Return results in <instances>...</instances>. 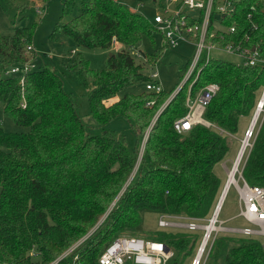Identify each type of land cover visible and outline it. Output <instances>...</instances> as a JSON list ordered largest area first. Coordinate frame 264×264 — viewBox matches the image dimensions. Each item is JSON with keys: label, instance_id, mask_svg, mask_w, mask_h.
I'll list each match as a JSON object with an SVG mask.
<instances>
[{"label": "trees", "instance_id": "1", "mask_svg": "<svg viewBox=\"0 0 264 264\" xmlns=\"http://www.w3.org/2000/svg\"><path fill=\"white\" fill-rule=\"evenodd\" d=\"M18 1L33 2L0 0L5 10L23 12L26 4ZM61 3L53 37L71 38L84 49H121L103 70L91 68L81 55L74 65L65 64L87 91L94 123L86 124L56 69L44 65L23 79L5 77L12 67L36 59L34 51L26 54L36 27L16 28L10 38L0 31V109L29 128L9 133L0 125V264H99L115 239L138 235L143 210L208 221L223 193L214 169L227 156L232 138L200 124L178 133L175 123L189 113L188 99L217 84L203 119L234 136L264 90V0H239L236 15L227 18L237 32L212 40L255 48L263 64L203 60L196 82L191 85L194 77L186 81L170 101L174 92L165 90L117 96L151 81L129 48L144 36L153 40L156 24L117 0ZM162 53L145 54L147 63ZM116 120L132 127L134 150L125 133L109 129ZM262 125L244 173L252 186L264 185ZM148 239L172 249L169 264H183L198 243L181 231L156 232ZM207 264H264V248L254 238L219 235Z\"/></svg>", "mask_w": 264, "mask_h": 264}, {"label": "built area", "instance_id": "2", "mask_svg": "<svg viewBox=\"0 0 264 264\" xmlns=\"http://www.w3.org/2000/svg\"><path fill=\"white\" fill-rule=\"evenodd\" d=\"M161 1L158 4L164 15H157L154 23L157 26V30L163 34L164 44L172 49L177 48L181 43L191 44L196 47L194 57L186 73V81L195 75L198 65L203 60L209 62L212 59V51L234 54L242 58L243 62L241 65L244 66L263 64V60L255 48L251 49L234 41L226 45L212 42V40L218 37L224 39L225 34L237 32L238 27L236 23L228 24L227 18L236 15L239 0ZM36 13L43 15L45 12L36 7ZM248 17L250 18L251 16ZM33 51L34 47L28 46L26 54L29 55ZM35 70L36 67L33 66V63L28 61L20 66L12 67L8 70L7 75H21L23 79L25 75ZM198 75L199 73H196V79ZM157 76V73H155L151 77V81L146 85L147 91L160 93L164 90L160 84L152 79ZM180 88L181 86L176 90L175 94ZM218 91L219 86L217 84H210L201 90L197 98L194 100L188 99L189 113L175 123V129L178 133L189 132L193 126L200 124L208 128L218 129L221 135L233 137L203 119L206 107ZM262 96H264V90ZM256 124H252L245 133L237 158L233 163L231 171H229V181L230 173L232 172L234 173V181L232 184H229L228 181V189L226 188L227 191L224 193L216 216L213 214L211 219L204 221L187 216L162 214L159 220V227L162 229L171 228L188 232H203L200 242L196 245L197 248L192 257L191 264H207L216 238L220 233L264 240V185L252 186L244 176L247 161L258 136V133H255ZM246 155L245 166H242ZM231 187H234L239 196L238 217L244 219L250 227L241 229L225 228L223 226L224 223L219 220L221 209ZM200 223H204V225H199ZM167 248L169 247L162 242L122 235L104 250L99 258V264H169L175 257V254L172 249L169 248L167 250Z\"/></svg>", "mask_w": 264, "mask_h": 264}, {"label": "rangeland", "instance_id": "3", "mask_svg": "<svg viewBox=\"0 0 264 264\" xmlns=\"http://www.w3.org/2000/svg\"><path fill=\"white\" fill-rule=\"evenodd\" d=\"M61 1L62 0H33V2L18 1V5L26 4L23 12L14 7H7L5 10L0 2V31L3 35L10 38L13 36L16 28H28L31 26L36 27L35 34L33 36V44L31 43V45L34 46V54L36 55V59L32 62L33 66H35L37 70L42 68L44 65H48L56 69L59 76L64 81L66 92L74 96L80 117L86 124H92L94 123V118L91 115L87 91L80 86L70 69L65 67V64L69 63L74 65L78 56L81 55L85 60H87L91 68L95 70H103L108 66L111 55L116 54L121 49V46H113V48L109 50L84 49L78 46L71 38L61 35L53 37V30L60 21L62 13ZM117 1L128 6L131 10L143 14L154 25L155 17L157 15H164L158 4L159 2L156 3L154 0ZM36 7H39L45 13L43 15L37 14L35 12ZM155 27L157 26L155 25ZM159 49H163L162 55L154 63H147L145 54L153 53L155 50ZM129 50L132 56L136 59L137 64L144 66V76L151 79V77L157 73L158 76L152 79L156 83L160 84L166 92H174L175 94L176 90L186 81V73L189 67L187 69L185 67L187 64H191L196 47L187 43H181L175 49L167 47L164 44L163 34L155 30L153 40H151L148 36H144L142 41L137 46L129 48ZM211 56L216 60H223L237 65H241L243 62L242 58L234 54L220 51H212ZM30 58H32V55ZM196 72L199 73L197 69ZM196 72L193 76L194 79H191L192 77L190 78L192 80L191 85L197 80ZM7 76L10 75L5 74V77ZM146 85L147 83L145 82H139L134 86L121 91L117 96L122 98L127 92H143L146 90ZM174 94L169 98V101L173 98ZM255 111L256 110L252 111L249 116L241 118L239 130L236 134H234L229 142L230 150L227 156L214 169L215 174L221 179L222 192L224 191L226 185H228L229 171H231L233 163L237 158L246 130H248L252 125ZM262 124H264V113H262L260 120L256 125V134L260 133L262 128L261 126H263ZM0 125L9 133H23L29 131V128L17 125L11 117L4 113L2 109H0ZM109 129L116 130L119 133H125L129 149H135V137L132 127L128 122L125 120H116L109 126ZM99 133H102V131H99ZM246 160L247 155L244 158L242 166L246 163ZM238 215L239 196L234 187H231L221 209L219 220L224 223L223 226L225 228L241 229L250 227V225L244 219L238 217ZM161 216L162 214L160 212L143 210L141 213L143 223L139 229L138 235L135 236L148 239V237H151L156 232L164 231L176 233L181 231L191 234L193 237L198 239V243L200 242L203 236L202 231L188 232L185 230L182 231L171 228H160L159 220ZM199 225H204V223H200ZM219 235L222 238H226L228 236V234L225 233H220ZM257 240L261 241L264 246V240ZM196 248L190 257L182 260L183 264H191Z\"/></svg>", "mask_w": 264, "mask_h": 264}, {"label": "bare ground", "instance_id": "4", "mask_svg": "<svg viewBox=\"0 0 264 264\" xmlns=\"http://www.w3.org/2000/svg\"><path fill=\"white\" fill-rule=\"evenodd\" d=\"M260 106L259 108L257 109V112H256V115H255V118H254V121L252 124H256L258 123L263 111H264V96L261 97L260 101ZM255 122V123H254ZM257 125V124H256ZM234 181V173H230V181H229V184H232ZM228 189V188H227ZM227 191V190H226Z\"/></svg>", "mask_w": 264, "mask_h": 264}, {"label": "water", "instance_id": "5", "mask_svg": "<svg viewBox=\"0 0 264 264\" xmlns=\"http://www.w3.org/2000/svg\"><path fill=\"white\" fill-rule=\"evenodd\" d=\"M259 106H260V103H259V105H258L257 108H256V111H255V114H254V117H253V121H254V118H255V115H256V112H257V109L259 108ZM252 123H253V122H252ZM227 186H228V185H226V187H225V189H224V191H223V194H222L221 199H220V201H219V203H218V205H217V208H216V211H215V213H214V216H216V214H217V212H218V210H219V208H220V205H221V203H222L223 196H224V193H225V191H226ZM1 192H2V189H0V193H1ZM167 250H169V248H167Z\"/></svg>", "mask_w": 264, "mask_h": 264}, {"label": "crops", "instance_id": "6", "mask_svg": "<svg viewBox=\"0 0 264 264\" xmlns=\"http://www.w3.org/2000/svg\"><path fill=\"white\" fill-rule=\"evenodd\" d=\"M247 131V130H246Z\"/></svg>", "mask_w": 264, "mask_h": 264}]
</instances>
